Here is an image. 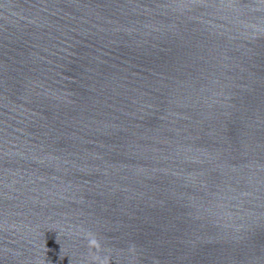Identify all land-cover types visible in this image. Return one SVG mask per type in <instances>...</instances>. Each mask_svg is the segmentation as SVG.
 Here are the masks:
<instances>
[{
  "label": "water",
  "instance_id": "water-1",
  "mask_svg": "<svg viewBox=\"0 0 264 264\" xmlns=\"http://www.w3.org/2000/svg\"><path fill=\"white\" fill-rule=\"evenodd\" d=\"M0 264H264V0H0Z\"/></svg>",
  "mask_w": 264,
  "mask_h": 264
}]
</instances>
